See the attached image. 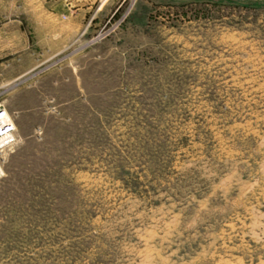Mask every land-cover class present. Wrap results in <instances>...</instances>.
Listing matches in <instances>:
<instances>
[{"label": "rangeland", "instance_id": "1", "mask_svg": "<svg viewBox=\"0 0 264 264\" xmlns=\"http://www.w3.org/2000/svg\"><path fill=\"white\" fill-rule=\"evenodd\" d=\"M0 264H264V0H0Z\"/></svg>", "mask_w": 264, "mask_h": 264}, {"label": "built area", "instance_id": "2", "mask_svg": "<svg viewBox=\"0 0 264 264\" xmlns=\"http://www.w3.org/2000/svg\"><path fill=\"white\" fill-rule=\"evenodd\" d=\"M16 127L8 117L7 111L0 105V143L6 142L15 133ZM1 150V148H0ZM2 168L0 165V174Z\"/></svg>", "mask_w": 264, "mask_h": 264}, {"label": "bare ground", "instance_id": "3", "mask_svg": "<svg viewBox=\"0 0 264 264\" xmlns=\"http://www.w3.org/2000/svg\"><path fill=\"white\" fill-rule=\"evenodd\" d=\"M13 136H14V134H13V135L10 137V139H8L6 142H2V143H0V148H2V146H3L4 144L9 143V142L12 140Z\"/></svg>", "mask_w": 264, "mask_h": 264}]
</instances>
